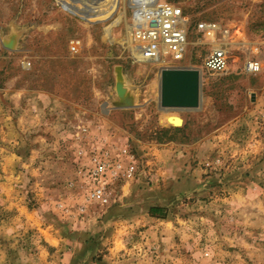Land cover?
Returning a JSON list of instances; mask_svg holds the SVG:
<instances>
[{
    "label": "rangeland",
    "instance_id": "obj_1",
    "mask_svg": "<svg viewBox=\"0 0 264 264\" xmlns=\"http://www.w3.org/2000/svg\"><path fill=\"white\" fill-rule=\"evenodd\" d=\"M161 2L231 31L222 73L189 40L196 111L159 109L132 0H0V264H264V0Z\"/></svg>",
    "mask_w": 264,
    "mask_h": 264
},
{
    "label": "built area",
    "instance_id": "obj_2",
    "mask_svg": "<svg viewBox=\"0 0 264 264\" xmlns=\"http://www.w3.org/2000/svg\"><path fill=\"white\" fill-rule=\"evenodd\" d=\"M132 1L130 41L137 59L171 67L184 66L182 62L188 52L189 40L194 35L209 45V53L204 61L208 73H222L227 69L229 63L227 45L232 39L229 29L212 21L192 22L191 18L175 4L156 0ZM168 59L172 64L168 63ZM247 69L250 73L257 74L261 70V65L258 61L251 60L247 63ZM121 168L118 166L116 169V177H119ZM134 169L133 165L130 166L126 169L127 174H132ZM104 175L105 170L99 168L92 173L98 184L92 189L91 197L102 204L108 202L102 178Z\"/></svg>",
    "mask_w": 264,
    "mask_h": 264
},
{
    "label": "water",
    "instance_id": "obj_3",
    "mask_svg": "<svg viewBox=\"0 0 264 264\" xmlns=\"http://www.w3.org/2000/svg\"><path fill=\"white\" fill-rule=\"evenodd\" d=\"M202 72L189 67H166L160 73L159 109L164 112L196 111L201 103ZM123 96L125 89L117 85Z\"/></svg>",
    "mask_w": 264,
    "mask_h": 264
},
{
    "label": "trees",
    "instance_id": "obj_4",
    "mask_svg": "<svg viewBox=\"0 0 264 264\" xmlns=\"http://www.w3.org/2000/svg\"><path fill=\"white\" fill-rule=\"evenodd\" d=\"M163 209L162 208H158V207H153L150 209V215L152 216H156V214L162 212Z\"/></svg>",
    "mask_w": 264,
    "mask_h": 264
},
{
    "label": "bare ground",
    "instance_id": "obj_5",
    "mask_svg": "<svg viewBox=\"0 0 264 264\" xmlns=\"http://www.w3.org/2000/svg\"><path fill=\"white\" fill-rule=\"evenodd\" d=\"M158 1H161V0H156V2H158Z\"/></svg>",
    "mask_w": 264,
    "mask_h": 264
}]
</instances>
